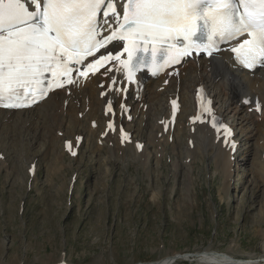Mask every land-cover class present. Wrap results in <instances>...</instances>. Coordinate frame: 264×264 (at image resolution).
<instances>
[{
	"label": "rangeland",
	"instance_id": "rangeland-1",
	"mask_svg": "<svg viewBox=\"0 0 264 264\" xmlns=\"http://www.w3.org/2000/svg\"><path fill=\"white\" fill-rule=\"evenodd\" d=\"M197 64L205 76L202 62ZM195 73H189L192 80ZM206 83L218 96V107L228 108L222 116L228 114L226 120L237 126L241 140L234 162L229 153L227 172L219 154L221 135L204 136L201 125H190L196 129L187 137L179 129L173 143L162 141L156 121L160 114L165 117L169 105L163 108V97L153 98L148 89L143 101L150 104L149 110L144 113L129 101L134 115H142L132 124L120 123L145 141L142 156L135 153V145L119 144L118 131L109 136L114 142L105 135L101 143L99 135L105 134L109 121L97 122L100 131L92 133L88 106L83 108L79 101L72 107L69 100L67 107L62 101L58 110L64 109L65 116L60 113L61 121L52 127L41 116L51 110L48 104L54 98L35 111H1L0 264H154L176 256L181 258L173 264H208L198 258L204 252L261 259L264 123L258 132L245 108L249 117L246 111L236 114L220 87ZM188 88L183 85L185 102L178 116L185 129L186 117L193 112V88ZM55 96L62 100L63 91ZM71 114L81 120L74 132L68 129ZM76 133L85 139L78 154L71 156L63 144ZM188 139L194 140L193 149ZM33 164L36 173L31 176Z\"/></svg>",
	"mask_w": 264,
	"mask_h": 264
},
{
	"label": "snow or ice",
	"instance_id": "snow-or-ice-1",
	"mask_svg": "<svg viewBox=\"0 0 264 264\" xmlns=\"http://www.w3.org/2000/svg\"><path fill=\"white\" fill-rule=\"evenodd\" d=\"M104 3L0 0V106L36 103L50 84L63 86L58 77L72 83L73 71L107 72L115 61L132 81L141 68L179 62L193 50L212 56L223 43L234 42L230 51L244 68L264 67V0H125L111 13L118 19L109 28L105 18L101 28ZM115 40L127 42V59L107 50Z\"/></svg>",
	"mask_w": 264,
	"mask_h": 264
},
{
	"label": "bare ground",
	"instance_id": "bare-ground-1",
	"mask_svg": "<svg viewBox=\"0 0 264 264\" xmlns=\"http://www.w3.org/2000/svg\"><path fill=\"white\" fill-rule=\"evenodd\" d=\"M197 61H201L202 62L201 66L204 68L205 76L200 72L201 68L197 64ZM180 70H181L180 71L181 73L179 75V81L180 82L178 83V76H172V79L170 80V83L167 86H165L163 84V79H161V80H152V79H148L146 77L143 79L148 91L153 93V95H154L153 98L154 97H160V96L164 97V98L165 97L167 98V96H168L167 94H169V93H166V91H168V90H170L172 93L174 92V94H177V93L180 94V93H182L183 85H184V86H187V87L191 86V88H193L192 89V91H193L192 94H193V99H194L196 93H198V90H196L197 87H201L202 86L205 90L208 91L207 85H205V81L207 80V81L212 82V84H211L212 86L216 85V86L220 87V91L222 92L223 96L224 95L226 96L225 98H227L228 102H230L232 105H234V108L238 112L245 107V109L248 111V114L253 118V120H255L257 122V123L255 122V123L259 127V129L256 127V130L258 129L257 130L258 132L261 130V123L262 124L264 123V70L261 71L258 74H254L252 76L251 74H248V73L238 69L237 67H235V65L231 61L230 56L227 55V54L214 56V57H211L209 59H204V60H201V59L194 60L193 62H191V64L181 67ZM185 71H187V73ZM189 71L197 73V78L195 80H194V78L192 80V77L189 76V73H190ZM102 81L105 82V78L102 77V76L99 77V78H88L86 80V82L83 85H81L79 88H77V86H75V85L70 87L71 95H69V96L65 93L67 91L61 90V91H63V94H64L62 100H59L60 99L59 97L55 98V97H57V96H55L56 93L51 94L50 97L46 101L43 102V103H48L49 101H51V99L54 98L50 102V104H48V105L51 106V108H50L51 110H49L47 112L44 111L42 113L41 117H42V119H44V122L45 123H49L50 122V125L48 124V126H51V124L55 125L54 124L55 122L61 121V114L60 113L63 112L62 113V116H63L65 114V111H64V109H62V112H61V110L60 109L58 110V108H60V106H59L60 103H62V101L65 102L66 100H69V103H70L69 105H71V107L74 104H76L74 101L82 102L83 108H86V106H88L87 107V110H88L87 111V116L89 117L88 119H90V120L96 119L97 122H99V121L102 122L103 120L104 121L106 120V122L110 121L112 116L109 113H106L104 111V109H105L106 105L108 106L109 104L117 103V106H116L117 107V115H116V119H115L116 120V126H117V124L127 122L125 116H123V118L120 116L121 115V111H122L121 110L122 97H121L120 93H118L115 90L113 92H110L109 95L107 96V98L101 99L99 97L101 91L105 90V88L101 89V87L99 86V83L102 82ZM189 83H191L193 85H189L188 86ZM158 86L162 87V89L159 90ZM191 88H188V89L191 90ZM178 89H179V92H178ZM245 97H251V99L255 98V97H259L260 98V100L262 102V105H263V110H262L261 115L257 114V112L255 110H252L251 109V107H252L251 105L250 106L248 104L244 105L243 100H244ZM145 98H146L145 95L137 93L134 87H130V92H129L130 102L132 103V105L136 106L137 108L142 109L143 112L146 110L145 109L146 106L144 107L145 104H144V101H143V100H145ZM181 99H182L181 100L182 106H181V109H180L179 114H178L179 117H180L181 112H183V110H182L183 101L185 102V98H184L183 93H182V98ZM109 101H110V103H109ZM1 111L7 112L8 110H0V112ZM22 111H27V110H22ZM78 112H79V110H78ZM10 113H17V112L16 111H10ZM171 117H172V112H171V107L169 105L168 109H166V114H165V117H164V124L163 125H165V123L167 121H170ZM70 118H71V120L69 121L70 124H69V128L68 129H71V131L73 130V132H74L77 129L76 126L79 124V122L81 120L78 118V116L77 117H73L72 114H71ZM252 118H251V120H252ZM15 122L19 123V122H22V121L16 119ZM177 124H178V122H177ZM169 125H170V123H168V127H169ZM191 126L194 127L196 125H192L191 124ZM163 127L162 126L160 127V131H161V128H163ZM201 127H202V135L205 136V135H210L211 134L212 138H214L215 136H217V138H218L219 134H214L212 132V129H210L207 125L202 124ZM48 129H50V128H48ZM51 129H53V128H51ZM89 131H91L92 133L96 131L95 128L91 127V124H90ZM169 131L170 130H168V132ZM168 132H166V133L163 132V134L166 135ZM114 135H116V134H112V132H111V133H108L106 136L107 137H109V136L112 137ZM117 135L120 137V134H117ZM106 139H108V138H106ZM110 139H112V138H110ZM114 139H115V137H114ZM220 139H219L220 159H221L222 165L224 166L223 168L227 172L228 171V167L231 164L230 163L231 161H229V152H228L230 148H229L228 144L225 146V144H224V142L222 140V136L220 137ZM113 142H114V140H113ZM115 144H116V142H115ZM120 145H119V148H120ZM126 146H128V145H126ZM134 150H135L136 154H138L139 156H142V151L138 152L137 148H134ZM56 162L57 161H55V163ZM260 165H261V167L259 169V172L261 173L262 177H264V161L261 162ZM259 200H257V203H260V204L262 203L263 204L262 199H259ZM206 254H208L210 256V258L213 257V254L211 252H206ZM233 257H235V256H233ZM167 260H170V258L163 259V260L159 261L158 263H154V264H164V263L166 264L168 262ZM259 261L260 260L255 259L252 262V264H258ZM262 262H263L262 264H264V261H262Z\"/></svg>",
	"mask_w": 264,
	"mask_h": 264
},
{
	"label": "water",
	"instance_id": "water-1",
	"mask_svg": "<svg viewBox=\"0 0 264 264\" xmlns=\"http://www.w3.org/2000/svg\"><path fill=\"white\" fill-rule=\"evenodd\" d=\"M58 264H68V263L63 260V261H60Z\"/></svg>",
	"mask_w": 264,
	"mask_h": 264
}]
</instances>
